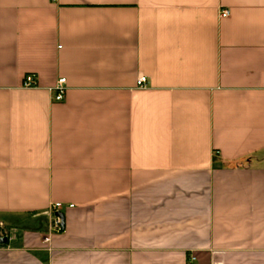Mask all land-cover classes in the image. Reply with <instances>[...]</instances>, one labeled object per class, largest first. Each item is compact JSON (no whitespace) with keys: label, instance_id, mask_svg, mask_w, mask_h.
Here are the masks:
<instances>
[{"label":"crops","instance_id":"1","mask_svg":"<svg viewBox=\"0 0 264 264\" xmlns=\"http://www.w3.org/2000/svg\"><path fill=\"white\" fill-rule=\"evenodd\" d=\"M0 228V264H264V0H0Z\"/></svg>","mask_w":264,"mask_h":264},{"label":"built area","instance_id":"2","mask_svg":"<svg viewBox=\"0 0 264 264\" xmlns=\"http://www.w3.org/2000/svg\"><path fill=\"white\" fill-rule=\"evenodd\" d=\"M229 16V11L225 10L221 12L222 18H227ZM148 80L146 77L142 76L139 78L138 85L140 88H144L147 86ZM38 86L37 80L35 76H27L23 82V87L25 89H32L36 88ZM67 79L66 78H60L56 84L51 89L52 95H53V101L56 103H62L65 101L67 96ZM63 208L62 204H53L51 207V212L53 216V231L56 233L62 232V224L60 218L57 216V214L60 213V210ZM0 237H8V233L3 229L0 228ZM49 239L46 238V241ZM195 261V259H192V262Z\"/></svg>","mask_w":264,"mask_h":264},{"label":"water","instance_id":"3","mask_svg":"<svg viewBox=\"0 0 264 264\" xmlns=\"http://www.w3.org/2000/svg\"><path fill=\"white\" fill-rule=\"evenodd\" d=\"M57 216L60 218L61 220V224H62V227L64 226V216L59 213L57 214ZM8 243V238L7 237H0V246H4Z\"/></svg>","mask_w":264,"mask_h":264}]
</instances>
